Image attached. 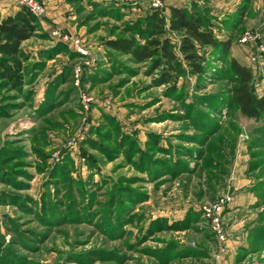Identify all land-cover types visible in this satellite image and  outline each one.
Segmentation results:
<instances>
[{
  "label": "rangeland",
  "instance_id": "obj_1",
  "mask_svg": "<svg viewBox=\"0 0 264 264\" xmlns=\"http://www.w3.org/2000/svg\"><path fill=\"white\" fill-rule=\"evenodd\" d=\"M200 1L230 53L203 48L173 87L107 46L144 44L147 3L39 0L62 18L22 44L19 88L0 70V264H264V113L232 104L229 73L264 97V0ZM228 197L219 241L202 208Z\"/></svg>",
  "mask_w": 264,
  "mask_h": 264
},
{
  "label": "trees",
  "instance_id": "obj_2",
  "mask_svg": "<svg viewBox=\"0 0 264 264\" xmlns=\"http://www.w3.org/2000/svg\"><path fill=\"white\" fill-rule=\"evenodd\" d=\"M209 13L208 9L201 11L198 4H193L191 8H150L140 31L143 45L132 36L129 39L109 41L107 46L133 56L139 63L152 61L154 70L162 69V81L176 87L188 69L192 75L205 74L208 66L203 48L219 49L225 55L230 53L231 40L219 42L208 29ZM135 29L129 28L128 33ZM40 31L39 20L21 8L15 16L7 17L0 23V70L14 89L19 88L23 82L21 72L24 68L19 60H27L22 44L39 35ZM170 34L177 35L178 43L173 42ZM229 67L232 104L244 117L259 119L264 113V97L253 93L252 71L235 59L230 60Z\"/></svg>",
  "mask_w": 264,
  "mask_h": 264
},
{
  "label": "built area",
  "instance_id": "obj_3",
  "mask_svg": "<svg viewBox=\"0 0 264 264\" xmlns=\"http://www.w3.org/2000/svg\"><path fill=\"white\" fill-rule=\"evenodd\" d=\"M21 9H24L31 13L37 20H42L46 16V11L44 7L40 4L39 0H11ZM182 2L187 0H181ZM147 3L151 9L164 10L166 8V0H136L134 4L143 5ZM57 32H53L56 35ZM75 49H80L76 46ZM260 55L264 57V46H260L259 48ZM256 58L253 57V61ZM231 198H224L216 203H212L210 206H206L202 208V212L204 216L211 222V228L213 234L219 241L225 240L224 229H222L220 224L219 215L223 212L224 206L231 202Z\"/></svg>",
  "mask_w": 264,
  "mask_h": 264
},
{
  "label": "crops",
  "instance_id": "obj_4",
  "mask_svg": "<svg viewBox=\"0 0 264 264\" xmlns=\"http://www.w3.org/2000/svg\"><path fill=\"white\" fill-rule=\"evenodd\" d=\"M115 1H130L131 3L135 2L136 0H115ZM191 1V0H190ZM199 3L201 2L200 0ZM45 3V2H44ZM192 3V2H191ZM181 0H167L166 6L169 7H187ZM189 5V4H188ZM48 22L45 20L39 21V26L41 29V32L43 31L44 34H47L49 37H51V28L50 26L53 24V22H57L58 18H62V7H57L55 5H48ZM20 11V8L16 6L14 2L11 0H0V23L6 19L7 17H13ZM169 12L167 11V15Z\"/></svg>",
  "mask_w": 264,
  "mask_h": 264
}]
</instances>
